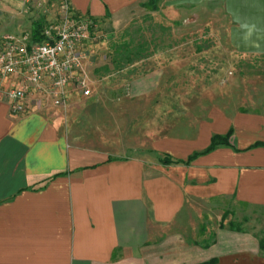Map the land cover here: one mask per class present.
<instances>
[{"label": "crops", "instance_id": "1", "mask_svg": "<svg viewBox=\"0 0 264 264\" xmlns=\"http://www.w3.org/2000/svg\"><path fill=\"white\" fill-rule=\"evenodd\" d=\"M145 1L68 4L120 30L146 13ZM168 4L169 21L195 16L196 25L205 20L203 8H216L211 19L226 27L212 37L264 54V0ZM46 7V0H0V39L31 35L34 22L53 21L54 8L48 16ZM188 67L186 58L170 57L125 84L102 78L97 96L80 99L70 89L64 104L54 105L34 95L40 108L19 114L6 95L13 80L0 84V264H264L254 229L230 228L228 220L202 229L204 215L219 213L218 203L264 210V147H251L264 144V93L239 95L250 93L251 80L230 79L226 91L214 89L193 109L173 111L171 75ZM185 120L191 129L178 130ZM229 130V146L173 163ZM164 156L172 162L162 164Z\"/></svg>", "mask_w": 264, "mask_h": 264}, {"label": "rangeland", "instance_id": "2", "mask_svg": "<svg viewBox=\"0 0 264 264\" xmlns=\"http://www.w3.org/2000/svg\"><path fill=\"white\" fill-rule=\"evenodd\" d=\"M46 1L48 7H46L47 13L44 14L50 16L53 7L50 0ZM168 5V0H160L157 4L160 9L157 12L144 11L146 13L134 18L120 30L105 29L97 22V31L85 45L87 63H83L87 82H92V85L88 84L90 92L92 91L90 94L97 96L99 93L97 81L102 78L109 80L110 84H125L134 75L153 69L170 57L186 58L189 66L187 71L180 73L181 76L171 75L175 86L170 88L173 96L169 105L173 111L177 107L193 109L196 105L195 100L201 94H208L215 91L214 89L226 91L230 79L239 82L247 78L251 80L250 93L247 90V93L242 91L239 95L264 93V54L236 51L233 41L212 37L210 31L213 33L215 31L214 35L222 36L226 27L215 22L219 19L216 15L214 20L211 19L213 18L211 12L214 10L216 13V8H203L202 17L205 20L196 25L195 16L189 21L181 17H172L169 21L165 14ZM195 30L198 31L197 34L187 33ZM181 33L183 35H180ZM171 48L175 50L172 51L173 53H168L166 49ZM125 50L130 52L129 63L122 57ZM76 95V97L80 96ZM214 95L219 102H224L223 99H219L221 98L219 93ZM179 96H185V101L182 102L181 99L179 102ZM184 122L188 124L190 121H183L178 130L187 132L191 128ZM217 206L220 210L217 215L203 216L202 229L208 225L212 228L228 220L231 228L254 229L259 234L258 238L263 236L264 210H252L230 203H218ZM225 209L227 211H224ZM203 237L206 238V235Z\"/></svg>", "mask_w": 264, "mask_h": 264}, {"label": "built area", "instance_id": "3", "mask_svg": "<svg viewBox=\"0 0 264 264\" xmlns=\"http://www.w3.org/2000/svg\"><path fill=\"white\" fill-rule=\"evenodd\" d=\"M50 2L54 18L43 27L42 41L33 42L28 33L6 34L0 39V84L13 80L6 91L13 114L32 105L39 109L42 98L63 105L70 89L81 97L90 94L83 63L85 45L97 31V22L75 14L68 0Z\"/></svg>", "mask_w": 264, "mask_h": 264}, {"label": "trees", "instance_id": "4", "mask_svg": "<svg viewBox=\"0 0 264 264\" xmlns=\"http://www.w3.org/2000/svg\"><path fill=\"white\" fill-rule=\"evenodd\" d=\"M160 0H146L144 3H142L140 6L141 8L145 9L148 12H156L158 10V2ZM46 25V22L44 20H38L32 24L31 29V37L33 42H40L42 41L43 37L40 35L43 27ZM117 52V51H115ZM130 52L125 50L123 52L122 57L125 59V62L129 63L130 60L128 59ZM120 56V55H119ZM231 131L229 130L224 135H213L210 140L208 146L203 149L200 152L192 153L190 156H188L184 161L176 160L173 163H182L184 165L189 164L193 159H195L198 156L205 155L213 151L218 146H229L228 138L230 136ZM264 147V144L262 143H254L251 147ZM172 161L169 160L167 156H164V158L161 160L162 164H169ZM231 228V227H230ZM258 249L260 252L264 253V234L261 238H258ZM214 260H209L207 262L201 263V264H213Z\"/></svg>", "mask_w": 264, "mask_h": 264}]
</instances>
